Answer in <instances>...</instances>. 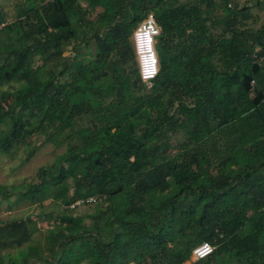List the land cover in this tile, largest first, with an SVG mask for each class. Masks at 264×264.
I'll list each match as a JSON object with an SVG mask.
<instances>
[{
    "label": "trees",
    "instance_id": "16d2710c",
    "mask_svg": "<svg viewBox=\"0 0 264 264\" xmlns=\"http://www.w3.org/2000/svg\"><path fill=\"white\" fill-rule=\"evenodd\" d=\"M235 1L24 0L12 22L0 8V156L35 136L66 147L39 181L0 184V210L39 208L0 221V264H185L204 241L216 249L191 264H264V22ZM150 13L152 86L132 39ZM73 188L101 200L104 232L60 209Z\"/></svg>",
    "mask_w": 264,
    "mask_h": 264
},
{
    "label": "rangeland",
    "instance_id": "374dc122",
    "mask_svg": "<svg viewBox=\"0 0 264 264\" xmlns=\"http://www.w3.org/2000/svg\"><path fill=\"white\" fill-rule=\"evenodd\" d=\"M22 1L24 0H0V8L4 9L7 22H12L16 19L17 14L20 12L18 5H20ZM235 4H238L241 8L248 7L250 13L256 18L254 24L250 23L251 27L254 29L261 27L264 22V8H262V6H264V0H236L235 3H231V6L233 7ZM96 17L97 12L92 14L91 19L93 20ZM69 55H72V46H70L69 52L65 53V56ZM42 63V61L36 60L35 67L39 68ZM4 99L7 103H12L14 101L11 94H5ZM143 112L148 117V111L143 110ZM148 119L151 120V117ZM31 151H35V154L28 159V154ZM65 151V145L57 147L53 143L46 141L45 136L33 137L30 140V144L22 147L14 154V156H0V184L20 188L24 182L39 181V170L43 167L48 168L55 164L57 162V157ZM64 165L70 169L72 168V163L70 161H66ZM75 193L74 188L69 191L68 196L75 200L72 204L67 205L69 207L62 205L60 209L72 210V212L83 219L84 224L87 227L93 229L97 233L104 232V218L107 215V211L105 207L103 210H100L101 200L91 203H78L79 200L76 199ZM16 194L19 195L18 192ZM15 199L14 196L12 201ZM49 203H51L50 199L45 201V204ZM52 208L53 207H47V211L55 212ZM33 212H39V208L37 206H30L27 203L21 204L13 210L9 209L6 205H2L0 210V221L6 222L13 217H27L28 215L33 214ZM32 221L34 222L33 231L36 238L39 239L41 225L35 218H33ZM120 253L123 254V252ZM192 262H195L193 258L185 264H191ZM82 264H87V261H84Z\"/></svg>",
    "mask_w": 264,
    "mask_h": 264
},
{
    "label": "clouds",
    "instance_id": "9594fccd",
    "mask_svg": "<svg viewBox=\"0 0 264 264\" xmlns=\"http://www.w3.org/2000/svg\"><path fill=\"white\" fill-rule=\"evenodd\" d=\"M160 32L159 25L153 16L149 14L146 19L141 20L137 28L132 33L135 41L136 63L140 78L148 82L155 77L159 71L157 51L154 48L155 38ZM214 245L204 241L192 251L198 253L200 257L212 252Z\"/></svg>",
    "mask_w": 264,
    "mask_h": 264
},
{
    "label": "built area",
    "instance_id": "2783aa9c",
    "mask_svg": "<svg viewBox=\"0 0 264 264\" xmlns=\"http://www.w3.org/2000/svg\"><path fill=\"white\" fill-rule=\"evenodd\" d=\"M151 15L153 16L155 22L157 23V20H156L155 15H154L153 13H151ZM146 18H147V17H146ZM157 24H158V23H157ZM160 32H161V29H160ZM160 32H159L158 36L155 38L154 48L156 49V51H157V48H156V45H157V39H158V37H159V35H160ZM133 42H134V46H135V41H134V39H133ZM157 57H158V66H159V71H158V73H157V75H158L159 72H160V61H159V55H158V52H157ZM157 75H156L155 77H153V78H152L150 81H148V82H145V81H143L142 79H141V80H142V82H143L144 84H146V85H148V86H152V82H153V80L157 77ZM91 202H95V199H94V198H89V199H87V200L79 199V201H78V203H91ZM215 249H216V246H214L212 252L208 253V254H207L206 256H204V257H200L198 253H196V254L193 253V259H194V261H198V260H202V259L207 258L208 256L212 255V253L214 252Z\"/></svg>",
    "mask_w": 264,
    "mask_h": 264
}]
</instances>
